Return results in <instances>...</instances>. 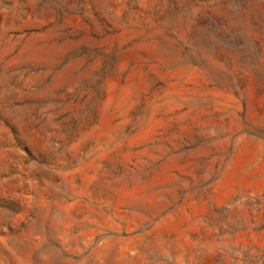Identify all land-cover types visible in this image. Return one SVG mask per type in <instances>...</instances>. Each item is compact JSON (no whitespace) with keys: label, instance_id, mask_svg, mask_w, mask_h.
Here are the masks:
<instances>
[{"label":"rangeland","instance_id":"rangeland-1","mask_svg":"<svg viewBox=\"0 0 264 264\" xmlns=\"http://www.w3.org/2000/svg\"><path fill=\"white\" fill-rule=\"evenodd\" d=\"M0 264H264V0H0Z\"/></svg>","mask_w":264,"mask_h":264}]
</instances>
